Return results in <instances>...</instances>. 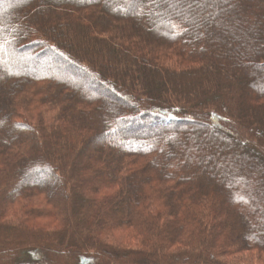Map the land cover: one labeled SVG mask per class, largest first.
Instances as JSON below:
<instances>
[{"label": "trees", "instance_id": "1", "mask_svg": "<svg viewBox=\"0 0 264 264\" xmlns=\"http://www.w3.org/2000/svg\"><path fill=\"white\" fill-rule=\"evenodd\" d=\"M243 253L264 263V0H0V264Z\"/></svg>", "mask_w": 264, "mask_h": 264}, {"label": "rangeland", "instance_id": "2", "mask_svg": "<svg viewBox=\"0 0 264 264\" xmlns=\"http://www.w3.org/2000/svg\"><path fill=\"white\" fill-rule=\"evenodd\" d=\"M39 62H40L39 63L40 66L48 65V64H53L55 66V71L60 72V73H63V74L69 73L68 70L65 67V65H66L65 59L63 60V58H61V57L58 58V57L54 56L53 54H48L44 59H42ZM75 73H76L77 77H80L81 78V75L79 74V72L76 71ZM83 79L81 78V80H82L81 82L82 83H85V80H83ZM85 85H86V83H85ZM86 86L89 89L92 90V88H90L88 85H86ZM96 92L97 93H100L101 92L100 94L105 95V96H109L107 93H105V91H102V90H98ZM209 124H210L209 126L212 128L211 130H213L214 133L219 134L220 127H218V126H216V125H214L212 123H209ZM163 128L166 130L165 127H163ZM167 129H168V127H167ZM38 178L39 179H46L49 184H53V182H54L53 179L51 177H47V175L40 176ZM112 237L115 239V242L118 243L119 245L133 246V243H131L126 237L123 238L122 240L120 239V237L118 238L117 236H112ZM20 255L22 257V254H20ZM31 258L34 259L35 257L32 256ZM234 258H232L234 261H241V262H243L245 264H264V263H258V262H256L255 259L251 255H249L247 253H243V254H240V255H236V257H234ZM15 260H14V262H15ZM13 264H16V263H13Z\"/></svg>", "mask_w": 264, "mask_h": 264}]
</instances>
